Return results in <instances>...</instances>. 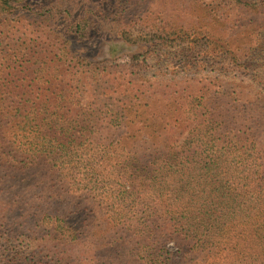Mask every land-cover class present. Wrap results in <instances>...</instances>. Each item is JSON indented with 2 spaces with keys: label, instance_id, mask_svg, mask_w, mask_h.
Instances as JSON below:
<instances>
[{
  "label": "trees",
  "instance_id": "16d2710c",
  "mask_svg": "<svg viewBox=\"0 0 264 264\" xmlns=\"http://www.w3.org/2000/svg\"><path fill=\"white\" fill-rule=\"evenodd\" d=\"M0 47V264H264V0H0Z\"/></svg>",
  "mask_w": 264,
  "mask_h": 264
},
{
  "label": "rangeland",
  "instance_id": "374dc122",
  "mask_svg": "<svg viewBox=\"0 0 264 264\" xmlns=\"http://www.w3.org/2000/svg\"><path fill=\"white\" fill-rule=\"evenodd\" d=\"M31 40V41H30ZM45 38L40 39L39 36H34L29 38V43L32 47V50L29 52L30 55H40L41 51L48 50V44L44 41ZM13 43H20L22 40H13ZM53 49V48H52ZM52 51V50H50ZM49 51V52H50ZM2 47H0V55H2ZM47 52H42V54H47ZM165 67V66H164ZM157 65L155 62L152 63V67L149 68V71H145L144 73H153L154 71H157ZM177 81V82H176ZM176 81L166 80V83H170V91H172L174 88L184 90L186 88H193L194 90L199 89V84L197 81H193L191 78L185 79V78H178ZM176 82L177 86L174 87V83ZM175 84V85H176ZM85 207H81L73 216V222L76 224H83L86 220H89L93 217V213L91 211H84ZM170 246H173V243L170 244Z\"/></svg>",
  "mask_w": 264,
  "mask_h": 264
}]
</instances>
